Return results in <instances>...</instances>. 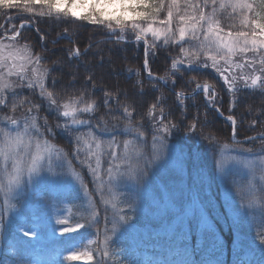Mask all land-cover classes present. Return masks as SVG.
<instances>
[{
	"label": "trees",
	"instance_id": "16d2710c",
	"mask_svg": "<svg viewBox=\"0 0 264 264\" xmlns=\"http://www.w3.org/2000/svg\"><path fill=\"white\" fill-rule=\"evenodd\" d=\"M167 3L168 0H165L166 6ZM258 4L259 0L255 6ZM186 8L181 0L180 13ZM209 10H212L211 7ZM230 10L217 11L216 15L224 28L235 32L247 31L248 27L242 23L244 13L239 11L229 15ZM165 16L166 11H162L160 18ZM30 19V14L22 8L0 10V38H4V43L8 45L10 41L4 36L14 34L21 23H27ZM31 23V28L22 30L17 41L12 42V48L24 54L30 52L33 61L38 55L43 58L39 65L33 62L30 66L48 70L44 77L45 88L42 91L37 77L24 68L16 76L17 83L5 92L7 101L13 98V92L17 94L15 111L11 107H4L0 115L24 120L35 114L44 138L64 150H70L72 137L66 136L61 126L62 121L68 119L62 116V106L83 94L93 107L90 112L78 113L80 119H94L98 125L106 126L114 134H139L140 143L148 151V142L144 144V139L160 138L153 133L157 115L163 113L164 123L179 127V131L174 130L166 142L176 146L183 154L192 183L197 177V183L206 184L197 185L195 191L210 218V228L191 215L187 217V230L179 235L151 234L136 247L134 239L123 237L120 245L127 250L133 248L141 257V264H264V244L261 243L264 241V223L244 218L243 215L235 217L230 211V204L235 211L239 209L238 205L243 199L241 191L246 192L251 187L249 181L233 174L227 176L226 189L231 195L227 201L217 174V160L227 152L264 157V90L245 87L230 93L212 68L199 69L198 72L204 73L202 77L198 72L189 74L181 71L173 75V57L181 55L177 44L163 45L162 40L157 42L158 46L148 57L147 71L152 73L149 77L144 69L142 42L139 47L135 43L117 44L109 40V34L101 26L86 22L64 23L36 18ZM132 38L131 34L126 36V39ZM148 39L152 40L151 37ZM182 43L186 51H196V46L189 39ZM76 47L82 54L80 58L69 56V50ZM9 63L13 65V61L9 60ZM192 77H196V81L189 83ZM29 80L35 85L31 89L26 87ZM196 82L209 86V97H213V101L205 99L202 92L192 94ZM48 92H53V98L57 99L59 113L53 110L55 106L49 107ZM179 93L191 95L183 97ZM153 105L156 107L153 108ZM210 105L218 107L223 116H232L236 120L235 136L230 121L221 117ZM125 108L131 117L126 116ZM192 124H196L194 131ZM170 175L177 181L181 176L176 171ZM176 203L180 205L178 201ZM173 216L168 213L166 218L171 221ZM145 217L139 221L129 216L130 221L141 225L147 224L152 228L159 226L155 221L157 219ZM82 234L75 237L79 238ZM185 236L187 238H182ZM96 255L97 258L98 252ZM7 260L6 255H0V264ZM135 262L136 259L122 257L117 248L102 263Z\"/></svg>",
	"mask_w": 264,
	"mask_h": 264
},
{
	"label": "rangeland",
	"instance_id": "374dc122",
	"mask_svg": "<svg viewBox=\"0 0 264 264\" xmlns=\"http://www.w3.org/2000/svg\"><path fill=\"white\" fill-rule=\"evenodd\" d=\"M16 2H20V0H16ZM192 3L203 4V0H192ZM209 7L205 9L206 15L211 12ZM254 7L257 11H260L255 5ZM216 8L218 11L219 0H217ZM81 11L86 12L87 9H81ZM185 12L190 13L191 9L186 8L182 14ZM233 13L235 12L231 9L229 15ZM244 15L251 19L254 13H244ZM215 21L219 29L223 30L220 34L229 31L233 34L237 33L233 30H226L217 15ZM173 24H175L173 30L178 35L179 17L174 19ZM247 31L251 35L250 26ZM200 35L203 39L206 32H201ZM148 37H151V35L149 34ZM0 39L4 40V38ZM186 39H189L196 48L199 46V42L192 41L188 36L184 41ZM5 51L17 50L6 48ZM26 54V52L25 54L21 52L20 56L24 57ZM209 55H216L220 65L225 66L224 60L221 59L215 49L203 52L201 61H206ZM261 56H264V50L256 53H238L232 57L234 64L244 65L242 69L227 66L229 72L226 74L237 77L235 91L245 88L243 78L261 74L259 63ZM252 60L256 61L255 65L248 63ZM208 62L211 63V61ZM24 68L33 72L36 77L44 73L41 68L32 67L30 63H26L21 58L15 61V68L7 61L5 67L0 68V74L4 75L5 80L9 84L12 83L13 87L14 83H17L16 76L21 74ZM9 69L12 70L11 75L8 74ZM22 77L25 76L22 75ZM221 80L223 81L222 78ZM224 85L228 89V86ZM4 96L7 99L6 93H4ZM207 100L213 101V97L207 96ZM4 116L0 115V128H4L8 124V121L3 120ZM33 117H35L36 124L40 128L35 114L27 118L31 120ZM161 118V115H157L156 120ZM78 119L83 120L79 117ZM24 121L25 119L17 120L20 124H23ZM83 121H85L84 125H74L71 116L62 121L61 126L65 135L72 137V145L69 144L70 150H64L48 141L42 135L41 129L40 133L34 134L33 137L34 141L39 140L42 148L47 142L48 148L52 151L51 166L53 170L67 173L68 178L75 185L76 204L69 201L67 193L71 188L65 184L56 186L39 184L30 194L20 198L14 195L6 197L5 189L0 188V216H2L3 222L7 226L6 231L0 230V255L8 257L9 254L18 253L29 260L30 264H52L56 260H59V264H103L102 262L108 260L111 252L118 248L122 257L136 259L135 264H141V257L133 248L127 250L120 245L123 237L134 239L136 241L134 246L136 247L143 244L144 238L151 234L171 235L175 233L179 235L182 231L187 230V217L191 215L198 217L203 226L210 228L212 225L210 218L198 198L197 191H195L197 185L204 182L197 183L198 179L196 177L192 183L184 165L183 154L176 146H172L166 141L161 144V137L147 138V140L144 137V144L146 141L148 142L149 150L147 151L140 143L141 135L139 134L124 132L122 135H118L109 131L106 126L98 125L94 119H84ZM12 127L9 125L6 130L11 131ZM2 140L3 137L0 136V142ZM89 145H91V148H89ZM97 145H99V148H97ZM31 151L33 154L35 153V144H33ZM113 152L116 154L115 159L111 155ZM21 156H23V152ZM161 156L163 159H158ZM77 157L79 158L77 159ZM97 159H99L98 166ZM81 161L85 162L82 164ZM217 161V174L221 181L223 196L227 201L231 195L226 189L225 179L230 174L245 178L251 186L247 188L246 192L241 191L243 199L241 204L238 205L239 209L237 211L229 203L232 207L230 209L231 213L235 217L243 215L244 218L249 217L248 219L264 223V172L260 168V162L264 161V157L227 152L220 156ZM69 162H71L70 165ZM60 163H63L62 170L56 168V165ZM89 165H91V168ZM2 168L3 165L0 162V184L7 185L9 176L2 171ZM109 168H111V172L108 171ZM140 168L145 169L146 175L144 183L140 188H137L134 177ZM93 169H95V172H93ZM11 170V162H9V172ZM174 171L181 174L179 181L174 179V176L171 177L170 173ZM237 177H234V179H237ZM204 185L206 184L204 183ZM53 194L56 195L55 203L58 205L54 209L47 207L41 201V196L47 201ZM250 201L255 203L249 206ZM10 208L17 211L12 212ZM245 212L248 216L245 215ZM57 213H60V215L58 216ZM168 213L174 214L171 221L166 218ZM129 216H133L139 221L146 218L145 216L157 219L155 221L159 223V226L152 228L147 224L141 225L130 221ZM121 217L127 219L128 222L125 224ZM178 218H180L179 221ZM58 219H63L67 223L59 224L57 223ZM76 223H83L85 227L72 233L62 234L63 227L74 226ZM36 225H40L37 233L38 238L23 235L21 229L31 230ZM53 227L56 229L55 235L51 231ZM81 232L84 235L79 238L75 237ZM9 250H11V253H9ZM73 251H88L92 259L68 260L67 257ZM97 252L98 257L96 258Z\"/></svg>",
	"mask_w": 264,
	"mask_h": 264
},
{
	"label": "snow or ice",
	"instance_id": "6c2138e0",
	"mask_svg": "<svg viewBox=\"0 0 264 264\" xmlns=\"http://www.w3.org/2000/svg\"><path fill=\"white\" fill-rule=\"evenodd\" d=\"M184 5L191 9V12L180 13L181 0H168L167 6L165 0H0V10H13L21 9L30 14V20L27 23H21L20 29L24 30L31 28L32 20L36 18L50 19L57 22L75 23L77 21L86 22L90 25L101 26L108 34L109 40L117 44L123 43H135L137 47L141 42L144 45V67L148 69V57L150 52H154L158 41H163V45L177 44L180 48L181 55L173 57L171 64V73L175 75L178 72H186L191 74L192 72H198L202 68H213L223 79L224 84L228 86L230 93L235 91V83L237 77L229 72L227 66H231L237 69H242L244 65L234 64L232 57L238 53L259 52L264 50V0H259L260 11H257L254 5L257 4V0H219V10L223 11L226 8H231L233 12L240 10L241 13H254L249 19L247 15H242V23L246 27H251V35L248 31H240L233 34L231 31L220 34L223 30L219 29L216 24L215 17L217 14V0H203V4H193L192 0H183ZM211 6V12L205 14V9ZM87 9L86 12H82L81 9ZM166 11L165 18H160V13ZM199 13V15H197ZM7 15V12H5ZM179 17L180 26L177 32L173 30L174 18ZM206 25V27H205ZM201 32H206V35L201 39ZM131 34L132 39H126V36ZM149 34L152 40L149 41ZM2 35V34H0ZM20 36V31H15L10 37H8L10 43L6 45L2 39H0V68L5 67L7 61H13V68H15V61L17 59H23L26 63L40 64L43 59L41 56H36L35 61L32 60V54L29 52L24 57L20 56V51H8L6 48L14 47L12 42H16ZM188 36L192 41L199 42V46L196 51L188 52L184 49L183 41ZM70 39V37H65ZM43 39V37H42ZM209 49H215L221 59L224 60V65H220V61L216 55L207 56L206 61H201V52H206ZM81 52L79 47L69 50V56L80 58ZM207 61H211L209 64ZM248 63L255 65L256 61L252 60ZM261 65L260 75H250L247 78H243L245 87L257 88L260 87L264 90V56L259 59ZM48 70L45 69L42 75L37 76V82L40 89L43 91L45 88L44 77L47 75ZM9 75L12 74V70L9 69ZM202 77L203 72H198ZM149 77L152 76L151 71L148 72ZM167 75V74H166ZM91 79V77H89ZM196 81V77H192V81ZM166 82V81H165ZM35 85L32 80H29L26 87L33 88ZM4 75L0 74V111H3L4 107H11L12 111L16 108V93H12V99L6 101L4 93L11 88ZM197 90H202L205 94L208 93L209 88L207 84L201 85L199 82L195 83ZM47 97L50 101L49 107L55 106L53 109L55 112H60V105L56 98H53V92H48ZM107 104V100L105 101ZM85 105L80 107V105ZM63 117H72L74 125H84L85 121L78 119V113H87L92 110L93 105L89 104L85 100L83 94H79L77 98L71 99L69 103L63 104ZM153 108L156 106L153 105ZM124 112L127 117H131V113L125 108ZM221 115H223L221 113ZM163 116V113H161ZM232 125L233 136L236 132V120L232 116L226 117ZM3 120L8 121V124L4 128H0V136L3 137L0 142V162H2V171L9 176L7 185L0 184V188L5 189V195H14L17 198L26 196L35 190L39 184H47L50 186H56L59 184H65L70 186L71 190L67 193V197L71 203L77 202V197L74 195L76 189L75 185L68 178L67 173L57 172L53 170L51 166L52 151L48 148L47 142L44 147H41L39 140L33 139L34 134L40 133V128L36 124L35 117L31 120L25 118L23 124L17 122L15 118H11L7 115L3 117ZM11 125V131L6 130ZM131 129V124H129ZM196 124L191 125V129L194 131ZM179 131V127L176 124L164 123V119H158L154 127L153 135H159L161 137V144L173 134V131ZM50 131V129H49ZM12 133H15L14 135ZM33 144H35V153L31 151ZM91 148V145H89ZM99 148V145H97ZM23 152V156L21 153ZM112 158H116L115 152L111 153ZM79 157H77L78 159ZM163 159V157H158ZM9 162H11V172H9ZM85 161H81L83 164ZM71 162H69L70 165ZM99 165V159H97V166ZM91 168V165H89ZM57 169H63V163L56 165ZM261 171L264 172V161L260 162ZM254 170V169H253ZM111 172V168L108 170ZM95 172V169H93ZM146 175L145 169L140 168L135 174L136 186L140 188L144 183V177ZM133 178V177H130ZM56 195L53 194L47 201L41 196V201L50 208H56L58 205L55 203ZM131 203V202H130ZM254 201H250L249 206L254 204ZM10 211H17L11 209ZM59 216L60 213H57ZM245 215L247 213L245 212ZM180 218H178L179 221ZM121 220L126 224L127 219L121 217ZM57 223L66 224L63 219H58ZM83 223H76L74 226H65L61 232L72 233L79 228H84ZM40 225L34 226L31 230L21 229L25 237L35 236L38 238V230ZM0 230H7V226L3 222L2 216H0ZM186 230V228H185ZM53 235H55L56 229L51 228ZM84 235V234H82ZM182 238H187L182 237ZM264 244V241H261ZM11 253V250H9ZM91 260V254L88 251L76 252L73 251L71 255L67 257L68 260ZM4 264H30L29 260H26L18 253L9 254L8 260L4 261ZM52 264H59V260L53 261Z\"/></svg>",
	"mask_w": 264,
	"mask_h": 264
},
{
	"label": "water",
	"instance_id": "95a60500",
	"mask_svg": "<svg viewBox=\"0 0 264 264\" xmlns=\"http://www.w3.org/2000/svg\"><path fill=\"white\" fill-rule=\"evenodd\" d=\"M20 31V30H19ZM7 37H10V36H7ZM199 91H201V90H196L194 93H196V92H199ZM181 95V94H180ZM217 110H219L218 108H216ZM225 119H226V117H225Z\"/></svg>",
	"mask_w": 264,
	"mask_h": 264
}]
</instances>
